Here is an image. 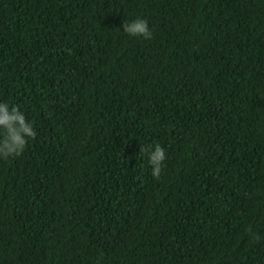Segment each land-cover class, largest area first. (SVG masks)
<instances>
[{
    "label": "trees",
    "instance_id": "16d2710c",
    "mask_svg": "<svg viewBox=\"0 0 264 264\" xmlns=\"http://www.w3.org/2000/svg\"><path fill=\"white\" fill-rule=\"evenodd\" d=\"M0 103V264H264V0H0Z\"/></svg>",
    "mask_w": 264,
    "mask_h": 264
},
{
    "label": "clouds",
    "instance_id": "9594fccd",
    "mask_svg": "<svg viewBox=\"0 0 264 264\" xmlns=\"http://www.w3.org/2000/svg\"><path fill=\"white\" fill-rule=\"evenodd\" d=\"M123 31L130 36H142L145 39L152 38V32L146 19L137 18L131 22H124ZM0 157L8 158L20 156L27 145L28 138L35 139L36 131L31 123L26 119L25 114L18 106L10 107L7 103H0ZM140 152L148 155L149 163L152 166V176L159 179L163 162L166 159L165 149L156 144L153 148L148 145L147 148L141 147ZM254 240L260 237L248 230Z\"/></svg>",
    "mask_w": 264,
    "mask_h": 264
}]
</instances>
